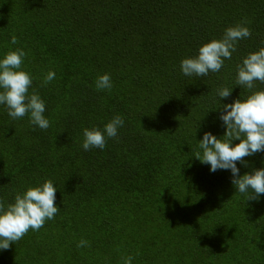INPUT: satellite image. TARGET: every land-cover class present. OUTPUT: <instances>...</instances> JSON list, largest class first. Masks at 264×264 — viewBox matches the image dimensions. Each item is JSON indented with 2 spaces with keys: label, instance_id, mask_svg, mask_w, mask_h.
Here are the masks:
<instances>
[{
  "label": "trees",
  "instance_id": "trees-1",
  "mask_svg": "<svg viewBox=\"0 0 264 264\" xmlns=\"http://www.w3.org/2000/svg\"><path fill=\"white\" fill-rule=\"evenodd\" d=\"M238 23L251 36L219 72L182 73L183 59ZM261 47L264 0H0V59L23 49L29 94L49 120L40 129L0 105V200L51 180L59 208L0 249V264H264V194L247 200L230 170L194 156L205 132L223 140V105L251 94L237 65ZM106 73L112 88L97 89ZM115 115L117 138L85 151L84 129ZM244 160L240 175L264 168V151Z\"/></svg>",
  "mask_w": 264,
  "mask_h": 264
},
{
  "label": "clouds",
  "instance_id": "clouds-1",
  "mask_svg": "<svg viewBox=\"0 0 264 264\" xmlns=\"http://www.w3.org/2000/svg\"><path fill=\"white\" fill-rule=\"evenodd\" d=\"M251 36V31L243 23L225 30L219 40H212L199 48L198 55L181 61V71L185 76L204 77L209 72H219L225 59H231L236 51L238 40ZM17 38L12 37L11 43L16 44ZM26 53L23 49L9 51L0 59V105H5L8 115L12 119L23 118L30 114V123L40 129H48L49 120L43 115L45 102L36 92L29 94L32 77L21 70ZM55 78V73L49 71L43 80L46 86ZM264 83V47L249 53L237 65L236 84L246 87L251 94L243 101L236 99L233 103L224 104L220 119L226 131L223 140L211 132H205L199 141V148L195 158L203 164L210 165V170H230L232 184L247 200L257 201L264 194V168L253 169L251 173L240 175L237 162L247 167L245 157L253 156L264 151V90L252 91L255 82ZM97 89H111L112 81L109 74H103L96 80ZM232 89L223 87L217 90L220 98L231 95ZM124 119L115 115L105 126L103 131L93 127L83 131V149L91 148L103 150L107 138H117L118 129L124 126ZM239 143L233 144V141ZM56 187L51 180L42 185L28 188L23 194H17L14 202L5 204L0 200V249L8 250L12 243L22 239L31 229L38 231L46 220H51L58 213L55 205ZM88 246L86 240H81L77 247ZM133 257L123 258L124 264H132Z\"/></svg>",
  "mask_w": 264,
  "mask_h": 264
}]
</instances>
